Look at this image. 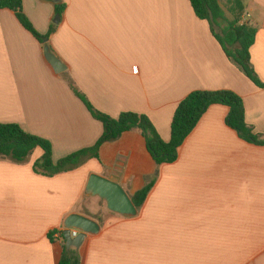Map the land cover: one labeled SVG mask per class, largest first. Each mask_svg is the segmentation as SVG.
<instances>
[{"label": "crops", "instance_id": "1", "mask_svg": "<svg viewBox=\"0 0 264 264\" xmlns=\"http://www.w3.org/2000/svg\"><path fill=\"white\" fill-rule=\"evenodd\" d=\"M241 2L240 23L256 28L250 62L264 84V0ZM22 10L42 35L55 26L40 42L0 9V122L48 139L54 161L92 146L103 130L70 82L103 113L147 115L165 141L190 92L232 90L246 123L264 133V88L226 55L189 0H23ZM45 44L64 71L46 61ZM228 110L209 106L177 159L160 166L138 129L53 175L34 171L38 147L24 162L0 158V264H58L59 231L72 213L99 225L77 250L79 264H264V145L241 139L225 122ZM92 173L116 174L130 198L154 184L137 213L124 216L85 193Z\"/></svg>", "mask_w": 264, "mask_h": 264}, {"label": "trees", "instance_id": "2", "mask_svg": "<svg viewBox=\"0 0 264 264\" xmlns=\"http://www.w3.org/2000/svg\"><path fill=\"white\" fill-rule=\"evenodd\" d=\"M196 16L209 22L210 29L220 42L226 55L255 85L264 88V84L256 76L251 62L249 48L254 42L256 28L246 22L240 23L243 13L241 0H229L226 16L219 0H189ZM23 0H0V9L7 8L15 12L19 22L30 31L40 42H44L54 31L52 25L47 34L36 31L22 10ZM63 3L55 5V12L61 14ZM215 26L220 32H215ZM75 95L82 101L90 114L102 123V133L96 142L89 147L72 152L57 161L52 157V145L46 138L24 130L15 122H0V158H8L14 162H24L35 148L42 150L41 156L33 163L36 172L53 175L71 170L89 157L98 158V150L103 143L118 139L122 133L138 129L143 135L146 148L157 166L172 163L177 159L178 148L194 129L207 108L214 104L226 105L229 110L225 118L226 124L234 129L238 136L249 143L264 145V133H254L245 121V109L242 98L232 90H194L178 102L170 123V138L165 141L155 130L150 118L145 114L124 111L116 117L96 109L80 90L71 82ZM154 180L147 181L144 186L131 196L136 207H140L149 193ZM62 238V253L58 264H79L78 251H69L64 245L63 230L59 231Z\"/></svg>", "mask_w": 264, "mask_h": 264}, {"label": "water", "instance_id": "3", "mask_svg": "<svg viewBox=\"0 0 264 264\" xmlns=\"http://www.w3.org/2000/svg\"><path fill=\"white\" fill-rule=\"evenodd\" d=\"M52 1L54 3L60 2V0ZM59 19L60 14L56 13L53 22L58 23ZM43 51L46 61L56 73L64 71V64L52 53L47 44L44 45ZM85 193L90 196H97L104 200L107 209L112 212L124 216H134L137 213V208L119 183V177L116 174H111L108 177L95 173L90 174L85 186ZM71 229H76L79 233H77L75 237H72ZM98 230L99 225L94 219L79 213L68 215L64 221L63 230L66 250L69 251L72 248L78 250L86 235L88 233L94 234Z\"/></svg>", "mask_w": 264, "mask_h": 264}, {"label": "rangeland", "instance_id": "4", "mask_svg": "<svg viewBox=\"0 0 264 264\" xmlns=\"http://www.w3.org/2000/svg\"><path fill=\"white\" fill-rule=\"evenodd\" d=\"M221 4L223 5L224 9L227 11V9H228L227 1L225 2V0H221ZM227 12H228V11H227ZM214 28H215V30H216L217 32H220L218 26H215Z\"/></svg>", "mask_w": 264, "mask_h": 264}, {"label": "built area", "instance_id": "5", "mask_svg": "<svg viewBox=\"0 0 264 264\" xmlns=\"http://www.w3.org/2000/svg\"><path fill=\"white\" fill-rule=\"evenodd\" d=\"M243 22V21H242ZM77 233H78V230H76V229H71V236L72 237H75L76 235H77Z\"/></svg>", "mask_w": 264, "mask_h": 264}]
</instances>
